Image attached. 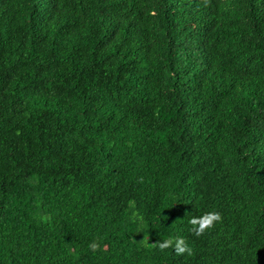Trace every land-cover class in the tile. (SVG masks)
<instances>
[{
    "label": "trees",
    "instance_id": "16d2710c",
    "mask_svg": "<svg viewBox=\"0 0 264 264\" xmlns=\"http://www.w3.org/2000/svg\"><path fill=\"white\" fill-rule=\"evenodd\" d=\"M0 264H264V0H0Z\"/></svg>",
    "mask_w": 264,
    "mask_h": 264
},
{
    "label": "clouds",
    "instance_id": "9594fccd",
    "mask_svg": "<svg viewBox=\"0 0 264 264\" xmlns=\"http://www.w3.org/2000/svg\"><path fill=\"white\" fill-rule=\"evenodd\" d=\"M154 14V13H153ZM143 180V177L140 178ZM39 219H48L47 216H39ZM222 219L221 213L218 211H208L204 214H202L199 217H191L190 223L195 226V231L197 235H200L201 233L205 232L206 229H211L215 226L217 222H219ZM174 247L176 253H185L192 254L193 248L192 246L186 241V238L182 235H176V236H170L168 238H165L161 242H159V248L160 249H166L169 246ZM89 248H91L93 251H96L100 244L97 240H92L89 242L88 245Z\"/></svg>",
    "mask_w": 264,
    "mask_h": 264
}]
</instances>
